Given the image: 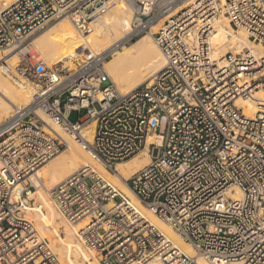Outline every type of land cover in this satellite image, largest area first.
<instances>
[{
    "label": "built area",
    "instance_id": "built-area-1",
    "mask_svg": "<svg viewBox=\"0 0 264 264\" xmlns=\"http://www.w3.org/2000/svg\"><path fill=\"white\" fill-rule=\"evenodd\" d=\"M118 5L132 11L122 43L161 21L151 35L165 59L151 81L126 93L104 68L109 49L73 68L47 66L22 50L55 18L89 33ZM221 16L264 45V0H0V50L19 57L13 66L0 61V70L35 87L31 102L0 122V264H60L26 216L31 175L68 146L47 118L111 173L146 148L150 163L125 183L199 257L264 264V105L251 118L238 104L264 89V52L214 59ZM49 194L68 223H84L78 234L97 264H197L91 166Z\"/></svg>",
    "mask_w": 264,
    "mask_h": 264
},
{
    "label": "bare ground",
    "instance_id": "bare-ground-1",
    "mask_svg": "<svg viewBox=\"0 0 264 264\" xmlns=\"http://www.w3.org/2000/svg\"><path fill=\"white\" fill-rule=\"evenodd\" d=\"M1 1L7 4L13 0ZM131 16L132 11L126 6L118 5L111 8L91 22L90 33L87 35H82L83 33L74 26L70 19L61 17L42 32L31 37L22 50L27 51L33 57L36 52L40 53L50 66L63 65L73 68L109 49L111 56L109 60L105 61L104 68L119 92L126 93L143 82L151 81L155 73L165 65V59L151 35L157 30L161 21L152 25L149 34L141 36L129 45L122 43L123 37L129 32ZM214 28L215 33L212 37L214 59H220L230 52L229 50L237 53L249 50L255 56H262L264 45L254 44L242 30H234L226 17L221 16L215 22ZM31 44L34 46V50H30ZM3 60L13 66L19 57L16 53L0 50V61ZM34 93L35 87L32 84L27 85L22 81L13 80L9 75L4 76L0 70V122L11 115V109L15 106L28 105ZM238 104L244 108V113L248 117L253 118L259 109L258 105H264V89L253 92L247 99L239 100ZM47 122L67 141L68 146L60 151L55 159L53 158L51 162L31 175L30 179L36 189L29 193L27 209L41 223L43 230L40 232L38 227L36 228L39 237L42 238V233L56 237L60 233H64V238L55 242L57 243L55 250L58 251L61 258L52 248L57 254L60 264H97L94 252L83 245L78 234L79 228L84 223H68L49 194L54 186L82 166L95 168L135 206L142 217L159 229L182 253L193 258L197 264H210L199 257L192 246L186 243L167 223L141 205L126 185L125 180L150 163V156L146 148L131 158L118 162L115 165L114 173H111L92 158L79 143L68 136L58 124L48 118ZM92 133L93 124L85 130V136L89 142ZM153 140L154 138L150 136L147 143ZM241 196L240 191L236 190V197L240 198ZM27 209V218L35 221ZM88 260L91 262L87 263Z\"/></svg>",
    "mask_w": 264,
    "mask_h": 264
},
{
    "label": "rangeland",
    "instance_id": "rangeland-1",
    "mask_svg": "<svg viewBox=\"0 0 264 264\" xmlns=\"http://www.w3.org/2000/svg\"><path fill=\"white\" fill-rule=\"evenodd\" d=\"M122 6V5H121ZM61 17H59V18H55V19H53V20H51V21H49L42 29H39V30H37V31H35L34 33H33V35L31 36V37H33V36H35V35H37V34H39L40 32H42L44 29H46L47 27H49L50 25H52L53 23H55L56 21H58L59 19H60ZM155 29L153 28V31H154ZM237 32H239V31H237ZM81 33V32H80ZM90 33V32H89ZM89 33H84V34H82V35H87V34H89ZM147 34H149V33H144V34H142L141 36H144V35H147ZM141 36H139L138 38H140ZM138 38H136V39H134V40H132V41H130V42H128V43H123V44H125V45H129V44H131L132 42H134L135 40H137ZM254 44H257V43H254ZM30 50H34V46L31 44L30 45ZM229 51H232V52H234L233 50H229ZM234 53H237V52H234ZM110 58V57H109ZM35 60H41V61H43L47 66H50V65H48L47 63H46V60H45V58L40 54V53H38V52H36V55H35ZM109 60V59H108ZM19 61V60H18ZM17 61V62H18ZM15 64H17V63H15ZM14 64V65H15ZM3 75L4 76H7V75H5L4 73H3ZM25 84H27V85H31V83H26L25 82ZM34 86V85H33ZM11 111H13V109H11ZM84 113V110H81V111H72L70 114H69V120L70 121H75L79 116H81L82 114ZM56 157H57V155H56ZM56 157H53L54 159L56 158ZM53 158L51 159V160H49L47 163H49V162H51L52 160H53ZM47 163H45V164H47ZM44 164V165H45ZM43 165V166H44ZM42 166V167H43ZM41 168V167H40ZM27 212L33 217V219L36 221H34V224H35V228H37L38 227V229L40 230V232H41V230H43V228L41 227V223L39 222V220L37 219V218H35L34 216H33V214L27 209ZM40 220H41V218H40ZM41 236H42V238L44 237V238H46L48 241H49V244H50V246L55 250L56 249V246H57V243H55V242H57V241H60L61 240V238L63 239L64 238V233H60L59 234V236L58 237H56V236H53V235H51V234H48V233H46V234H41ZM56 251V250H55ZM56 253H58V251H56ZM58 256H59V258H61V255L58 253ZM91 262V260H88L87 261V263H90Z\"/></svg>",
    "mask_w": 264,
    "mask_h": 264
}]
</instances>
